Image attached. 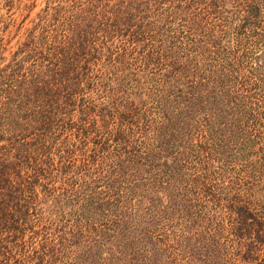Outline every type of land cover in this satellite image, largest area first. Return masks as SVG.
Wrapping results in <instances>:
<instances>
[{"label": "trees", "instance_id": "trees-1", "mask_svg": "<svg viewBox=\"0 0 264 264\" xmlns=\"http://www.w3.org/2000/svg\"><path fill=\"white\" fill-rule=\"evenodd\" d=\"M55 1L0 61V264H264V0Z\"/></svg>", "mask_w": 264, "mask_h": 264}, {"label": "rangeland", "instance_id": "rangeland-1", "mask_svg": "<svg viewBox=\"0 0 264 264\" xmlns=\"http://www.w3.org/2000/svg\"><path fill=\"white\" fill-rule=\"evenodd\" d=\"M81 3L86 4L85 1ZM56 4L58 3L55 0L54 2L53 0H0V47L7 50L0 54V61L2 57L5 59L4 64L10 60L15 46L25 39L24 31L32 27L36 15L45 7H49V13H51L52 7ZM93 145L94 143H91L87 146L89 152L93 151L91 150ZM85 180L90 179L87 177Z\"/></svg>", "mask_w": 264, "mask_h": 264}]
</instances>
